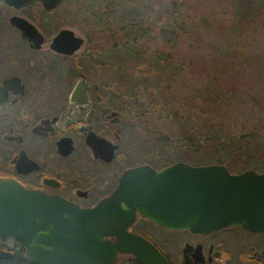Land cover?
<instances>
[{
    "label": "flooded vegetation",
    "instance_id": "af4514ba",
    "mask_svg": "<svg viewBox=\"0 0 264 264\" xmlns=\"http://www.w3.org/2000/svg\"><path fill=\"white\" fill-rule=\"evenodd\" d=\"M68 3L47 9L41 0H0V187L16 182L89 210L117 189L129 169L159 170L179 161L203 165L182 159L201 154L197 141L187 142L185 133L170 141L134 93L102 75L103 49L79 52L84 38L65 26L72 14L53 17ZM66 29L83 40L73 52L68 39L52 45ZM256 158L243 170L264 173V157ZM214 163L219 162L204 164ZM125 233L102 237L121 243L111 264H264V232L242 226L210 233L175 230L136 213ZM42 248L40 235L31 245L30 237L0 229V264H43Z\"/></svg>",
    "mask_w": 264,
    "mask_h": 264
},
{
    "label": "rangeland",
    "instance_id": "374dc122",
    "mask_svg": "<svg viewBox=\"0 0 264 264\" xmlns=\"http://www.w3.org/2000/svg\"><path fill=\"white\" fill-rule=\"evenodd\" d=\"M138 1L142 9L139 17L148 19L147 27L154 29L157 23L165 22L173 8L186 25L184 39L172 50L156 40H147V54L159 51L163 58L158 63L146 56L139 59L124 56L107 45L102 30L109 26L117 31L118 27L103 16L99 26L86 20L90 24L84 28L86 13L81 16L77 0H69V5L58 9L53 17L58 20L64 18L63 13L72 14V23L65 26L84 38L79 52L87 47L103 49L102 75L119 80L123 91L134 93L149 109L152 125L170 141H177L181 133L189 132L200 135L201 139L206 135L255 132L254 140L241 143L244 150L235 164L236 169L252 166L256 157H264L260 154L264 153V0ZM226 54L237 56V64H231ZM242 56L248 60L240 61ZM221 98L229 104L224 105ZM218 107V115L227 121L225 125L217 114H212ZM131 137L139 139L135 132ZM211 157L215 160L216 155Z\"/></svg>",
    "mask_w": 264,
    "mask_h": 264
},
{
    "label": "water",
    "instance_id": "95a60500",
    "mask_svg": "<svg viewBox=\"0 0 264 264\" xmlns=\"http://www.w3.org/2000/svg\"><path fill=\"white\" fill-rule=\"evenodd\" d=\"M10 1L22 5L35 0ZM41 1L51 9L64 0ZM66 39L70 52L83 43L66 29L52 45ZM136 213L175 230L210 233L242 226L264 232V173L253 169L231 173L219 163L179 161L159 170L138 166L125 171L117 189L89 210L27 191L16 182L5 181L0 187V229L19 238L30 237L31 245L40 235L43 264H111L116 251L123 249L121 243H108L102 237L125 235Z\"/></svg>",
    "mask_w": 264,
    "mask_h": 264
},
{
    "label": "trees",
    "instance_id": "16d2710c",
    "mask_svg": "<svg viewBox=\"0 0 264 264\" xmlns=\"http://www.w3.org/2000/svg\"><path fill=\"white\" fill-rule=\"evenodd\" d=\"M77 3L80 4L77 9L81 12V16L86 13L83 18L85 24L84 28L90 24L85 22L86 20H89L92 23L95 21L98 23L95 25L99 26L102 16L107 20L114 22L115 27H118L117 31L113 30L114 27L109 26H106V28L102 30L108 39L106 44L111 45L113 49L120 51L124 56L126 55L127 57L139 59L146 56V59L154 63H158V61L162 60L163 58L159 54V51H154L150 54H147V40H156V42H158L160 45L166 46L169 50H172L173 48L179 46L181 40H183L186 35V25L184 24V19L178 13L176 8L171 10V16H169L165 22L157 23L156 27L151 29V27H147L150 24L148 23V19L139 17L141 15L142 9L138 0H125L120 3H108L106 1L104 2V0H77ZM119 13H121L120 16ZM115 39H119L120 42H115ZM223 50L224 49H219V51ZM167 57H170L169 54ZM225 57L232 61L230 62L231 64H237L235 59L237 56L231 57L230 55L228 56V54H226ZM247 60L248 59H246V57L242 56L240 61ZM223 98H221V101L225 102L224 105L229 104V101L223 100ZM218 109L219 107L215 110L212 109V114H217V118L222 124L225 125L227 121L225 118L219 116L220 112ZM210 124L212 125L213 122L210 121ZM255 137V132L246 133L242 131L238 134L227 136L219 134L206 135L203 139H201L200 135L198 134L193 135L190 132L187 134L185 133V140L187 142L197 141L198 147L196 149L199 151L201 149V154H197L195 157H182V159L193 164H204L210 162L225 163L230 171L238 172L246 168L242 167L240 169H236L235 166L236 160L241 158L239 154H241L244 150V146L242 145L243 143L248 142L250 139L254 140ZM227 149L230 151L229 154H227ZM219 152H225L227 155L218 154ZM213 154L216 155L215 160L210 159L212 158L211 156ZM260 154L264 153L260 152Z\"/></svg>",
    "mask_w": 264,
    "mask_h": 264
}]
</instances>
